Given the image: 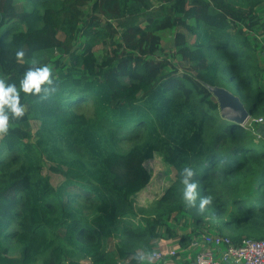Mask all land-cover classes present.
<instances>
[{
  "label": "trees",
  "instance_id": "obj_1",
  "mask_svg": "<svg viewBox=\"0 0 264 264\" xmlns=\"http://www.w3.org/2000/svg\"><path fill=\"white\" fill-rule=\"evenodd\" d=\"M24 2L32 7L0 0V79L19 87L35 59L53 83L21 91L25 113L0 133V264H145L162 239H264L263 126L255 133L221 117L211 90L233 80L250 115L264 117V42L252 35L264 28V0ZM174 29L182 63L161 53ZM71 110L90 114L66 127ZM156 153L175 179L140 224L135 197ZM41 234L51 244L31 254Z\"/></svg>",
  "mask_w": 264,
  "mask_h": 264
},
{
  "label": "rangeland",
  "instance_id": "obj_2",
  "mask_svg": "<svg viewBox=\"0 0 264 264\" xmlns=\"http://www.w3.org/2000/svg\"><path fill=\"white\" fill-rule=\"evenodd\" d=\"M25 0H15V2L18 4L19 8H23L25 5H27L28 2H24ZM261 8L262 11H264V4ZM31 8L32 5L25 6L24 8ZM262 16V22L264 23V12L260 14ZM180 30L184 31L186 33L187 42L190 44H193L195 41V35L186 30L185 28H180ZM176 29L169 30L164 32V51L161 53L163 55L168 54L171 56L175 62L182 63L178 55H176V51L178 49V44L176 43L175 36H176ZM252 35L257 36L258 41L260 44L264 42V28L258 27L252 32ZM102 45L97 46V53L99 56L103 55L102 51ZM261 57V66H262V75L264 77V52L260 54ZM225 90L232 93L234 96L235 94H238L239 91L236 87V84L233 80H226L222 84ZM238 98V97H237ZM240 103L244 106V103L241 99L238 98ZM247 110L246 106H244ZM231 110L234 112L235 109L232 107ZM90 112L87 111H80V110H71L63 119L64 125L66 127H77L80 125H83L86 121V117L89 116ZM219 114L222 116V108L220 107ZM258 126H263V136L259 140L262 142L258 145V149L261 150L264 147V123H261L260 125H257L255 127L259 128ZM259 128V129H260ZM75 129L71 128L70 130ZM261 131V130H260ZM147 168L152 172V180L151 183L144 188L141 192H139L135 197V205L138 212V220L140 224H143V218L149 217L152 214L151 207L153 203L161 197L163 192L166 190V188L173 182L175 179L176 169L172 165L168 164L163 155L161 153H156L153 158L149 159L146 162ZM53 178L55 179L56 174H52ZM174 225H176L178 228H180L181 232L190 231L191 227L186 226L184 229V222H178L177 219L173 220ZM51 244V241H49L48 237L41 234L36 239L32 240L30 245V251L32 253H37L40 248L44 246H49ZM198 248V247H197ZM30 254V255H31ZM29 255V256H30ZM149 257V254H147ZM83 264H90L88 260H83Z\"/></svg>",
  "mask_w": 264,
  "mask_h": 264
},
{
  "label": "built area",
  "instance_id": "obj_3",
  "mask_svg": "<svg viewBox=\"0 0 264 264\" xmlns=\"http://www.w3.org/2000/svg\"><path fill=\"white\" fill-rule=\"evenodd\" d=\"M264 122V117L249 115L241 126L256 133L255 126ZM261 136L258 135V138ZM211 246L220 248V257L208 251ZM191 248H200L195 264H264V239L245 237L241 243H235L228 235L205 232L194 236L189 244ZM178 239H162L150 252L149 257L154 263L161 262L178 254Z\"/></svg>",
  "mask_w": 264,
  "mask_h": 264
},
{
  "label": "clouds",
  "instance_id": "obj_4",
  "mask_svg": "<svg viewBox=\"0 0 264 264\" xmlns=\"http://www.w3.org/2000/svg\"><path fill=\"white\" fill-rule=\"evenodd\" d=\"M17 58L25 56L21 49L16 52ZM31 66L23 73L19 81V87L14 83H8L0 79V133H6L9 128V120L11 118L22 117L25 113V107L21 103V91L23 93L38 94L47 93L50 85H52L53 69L48 65H40L37 60H31ZM182 183L184 185L183 197L189 203L195 201L197 193V184L190 178L193 176L191 168H184ZM208 199L204 197L203 200ZM203 200L201 203H203Z\"/></svg>",
  "mask_w": 264,
  "mask_h": 264
},
{
  "label": "water",
  "instance_id": "obj_5",
  "mask_svg": "<svg viewBox=\"0 0 264 264\" xmlns=\"http://www.w3.org/2000/svg\"><path fill=\"white\" fill-rule=\"evenodd\" d=\"M211 90L218 97L223 118L240 124L250 115V112L245 109V105L243 106L238 100V98L240 99L238 95L235 94L236 96H234L232 93L219 86H213ZM232 107L235 109L234 112L231 110Z\"/></svg>",
  "mask_w": 264,
  "mask_h": 264
},
{
  "label": "crops",
  "instance_id": "obj_6",
  "mask_svg": "<svg viewBox=\"0 0 264 264\" xmlns=\"http://www.w3.org/2000/svg\"><path fill=\"white\" fill-rule=\"evenodd\" d=\"M209 248L210 249L208 251L212 252V254L215 255L216 257H220V250H221L220 248H216L215 246H211V245ZM178 250L179 251L176 256L155 263L146 255L145 264H195L196 256L201 249L191 248L188 243L187 245L179 244Z\"/></svg>",
  "mask_w": 264,
  "mask_h": 264
}]
</instances>
